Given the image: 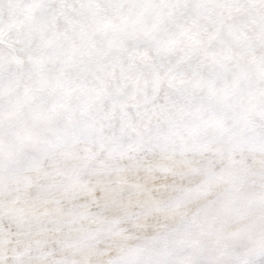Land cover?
Wrapping results in <instances>:
<instances>
[{"label": "snow or ice", "instance_id": "1", "mask_svg": "<svg viewBox=\"0 0 264 264\" xmlns=\"http://www.w3.org/2000/svg\"><path fill=\"white\" fill-rule=\"evenodd\" d=\"M0 264H264V0H0Z\"/></svg>", "mask_w": 264, "mask_h": 264}]
</instances>
